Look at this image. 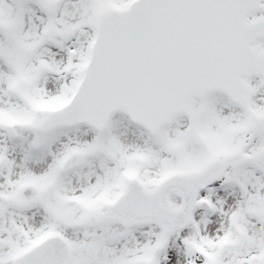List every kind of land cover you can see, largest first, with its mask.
Wrapping results in <instances>:
<instances>
[{
    "label": "snow or ice",
    "instance_id": "6c2138e0",
    "mask_svg": "<svg viewBox=\"0 0 264 264\" xmlns=\"http://www.w3.org/2000/svg\"><path fill=\"white\" fill-rule=\"evenodd\" d=\"M0 264H264V0H0Z\"/></svg>",
    "mask_w": 264,
    "mask_h": 264
}]
</instances>
